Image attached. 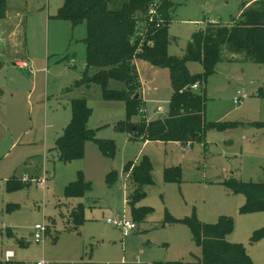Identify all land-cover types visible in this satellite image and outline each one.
<instances>
[{"label": "rangeland", "instance_id": "rangeland-1", "mask_svg": "<svg viewBox=\"0 0 264 264\" xmlns=\"http://www.w3.org/2000/svg\"><path fill=\"white\" fill-rule=\"evenodd\" d=\"M6 1L21 15H12L3 24L6 42L0 43V263L11 251L16 254L13 261L25 264L40 260L190 264L202 257V249L185 220L196 217L204 224H216L227 216L234 224L227 240L242 244L255 264H264V239L253 241L254 233L264 228V211L242 212L246 196L226 184L232 178L264 179V128L257 125L264 123V63L242 55L233 60L224 52L215 71L194 90L206 98L207 122L240 126L212 127L205 141H194L192 148L180 142L145 143L118 129L126 118L123 101L105 100L100 85L76 84L86 71L87 25L56 17L64 0ZM172 1L168 53L181 57L194 34L210 20L229 24L249 0ZM123 2L114 0L110 8H120ZM19 20L21 43L13 56L8 36L15 30L12 22ZM16 61L23 65H15ZM140 65L149 80V98H154L146 107L141 103L142 108L151 115L161 104L167 109L157 117H165L173 93L170 71L146 60ZM186 65L193 75L204 72L198 61ZM109 87L124 85L111 81ZM238 91L247 96L235 104ZM78 98H85L91 110L88 127L95 137L115 141L114 156L104 155L98 142L89 140L83 159L59 158L56 141L72 120L73 101ZM144 156L152 161L154 184L144 186L146 194L138 206H148L152 212L125 237L108 219L134 220L125 199L136 184L124 170ZM166 166H181L182 181L166 182ZM112 171L118 174L114 185L107 182ZM13 178L24 185L10 189ZM81 178L92 189L84 197L67 198L66 186ZM80 204L85 207V222L77 228L71 215ZM36 224L47 225L44 242H35Z\"/></svg>", "mask_w": 264, "mask_h": 264}, {"label": "trees", "instance_id": "trees-1", "mask_svg": "<svg viewBox=\"0 0 264 264\" xmlns=\"http://www.w3.org/2000/svg\"><path fill=\"white\" fill-rule=\"evenodd\" d=\"M114 0H64L57 18L68 20L74 25L86 23V71L76 84H93L102 87L105 100H120L126 106V118L118 129L128 133L130 139L144 141L180 142L184 145L194 141H205L210 128H235L239 123L207 122L206 98L191 87L197 81H204L215 71L223 59L224 52L235 60L242 55L246 60L264 63V0L244 3L236 18L229 24L208 22L196 32L189 42L185 54L181 57L168 53L170 35L168 25L174 8L172 0L157 2L158 14L151 18L150 5L153 0H124L122 6L111 9ZM7 1L0 0V19L6 15ZM136 59H143L161 68H168L173 93L165 117L147 121L142 117L141 81L135 65ZM189 61H198L204 67L201 75H193L187 68ZM94 69V72H90ZM90 72V74H89ZM115 81L124 85L122 89H111ZM91 110L85 98L73 101V118L56 141V151L64 162L83 159L86 143L96 140L102 153L114 156L117 146L112 139H97L95 131L88 127ZM135 119V117H139ZM137 120V121H135ZM264 128V123H258ZM126 172H130L136 188L129 196L134 221L137 223L152 212L148 206H137L145 196L144 186L153 185V164L144 156L137 163H128ZM264 172V171H263ZM118 174L110 172L107 182L114 185ZM166 182H181V166L167 167L164 170ZM235 193H243L246 203L242 212L264 211V179L260 182H243L237 178L226 181ZM24 185L17 178L9 181L10 189ZM90 182L78 179L65 188L67 198H81L91 190ZM172 218V217H171ZM75 227L85 222V207L78 205L72 212ZM190 226L197 244L202 249V257L190 264H255L247 254L245 247L232 243L227 236L234 230L230 217H221L216 224H204L196 217L185 220ZM264 239V228L256 231L253 241ZM0 264H25L13 260ZM78 264H95L84 261ZM154 264H165L157 262Z\"/></svg>", "mask_w": 264, "mask_h": 264}, {"label": "crops", "instance_id": "crops-1", "mask_svg": "<svg viewBox=\"0 0 264 264\" xmlns=\"http://www.w3.org/2000/svg\"><path fill=\"white\" fill-rule=\"evenodd\" d=\"M253 1H255V0H249L247 3L248 4H250V3H252ZM16 16V15H21V12H18V11H16V12H14V10H12V9H10L9 7H8V4H7V7H6V15H5V17L4 18H1L0 19V43H5L6 41H5V38H4V36L6 35L4 32V28H3V24L7 21V19L8 20H10V18H11V16ZM22 15L24 16L25 14H23L22 13ZM12 22V21H11ZM20 20L19 21H13L12 23H14V26H15V30L14 31H12L11 33H9V36H8V40H11V43H12V49L14 50L13 51V53H12V55L13 56H15V53H16V49L18 48V45L21 43L20 42V40L19 39H17V32H19L18 31V26L20 25ZM209 22H214V23H218V21H216L215 19H212V20H210ZM11 23V24H12ZM22 25V24H21ZM16 31V32H15ZM23 43H27V41H26V39H25V42H23ZM141 60H143V59H136L135 60V65H136V67H137V71H138V74H139V78H140V81H141V85H142V89H141V93H140V97H141V103H144V107H146L147 106V103H149V102H153L154 101V98H149L150 97V93H149V88H148V85H149V80L147 79V78H145V76H144V74L142 73V68H141V65H140V61ZM145 61V60H144ZM143 62V61H142ZM21 64H23V62H21V61H16L15 62V65H18V66H21ZM145 66V65H144ZM91 73L92 72H94V69H91V71H90ZM172 95V94H171ZM152 97H154V95L152 96ZM158 106H162L161 104H159ZM157 106V107H158ZM145 110H146V108H144ZM167 109V108H166ZM165 109V110H166ZM156 110H157V108H156ZM156 110L154 111V112H152V114L150 115L149 113H148V111L146 110L145 111V113L144 114H146V116H147V118L149 119V120H151L152 118V116H153V120H155V119H157L158 117V114L156 113ZM141 117V116H140ZM149 140H147V141H145V143L146 142H148ZM188 147V146H187ZM193 147V145L191 146V147H189V148H192ZM58 154V153H57ZM135 163H137V162H135ZM166 167H168V166H166ZM165 167V168H166ZM125 171V170H124ZM126 172V171H125ZM129 175H130V172H127ZM44 178H42L41 180H43ZM40 180V181H41ZM135 188H136V186H135ZM133 192V191H132ZM131 192V193H132ZM130 193V194H131ZM130 194H128V196L126 197V199H125V202H127V203H129L128 202V200H129V196H130ZM137 206H138V204H137ZM11 231V230H10ZM15 256H16V254H15ZM15 258V257H14ZM13 258V259H14ZM12 259V260H13ZM91 262H94V261H91ZM95 264H97V262H94Z\"/></svg>", "mask_w": 264, "mask_h": 264}, {"label": "built area", "instance_id": "built-area-1", "mask_svg": "<svg viewBox=\"0 0 264 264\" xmlns=\"http://www.w3.org/2000/svg\"><path fill=\"white\" fill-rule=\"evenodd\" d=\"M158 14L157 12V2L155 3H152L150 5V9H149V15L151 18L155 17L156 15ZM23 65V64H21ZM203 85V83L201 81H197L196 83H194L192 85V89L195 90V89H199L201 86ZM247 95L245 92H242V91H238L237 95L234 97V103L235 104H240L243 100V98H245ZM165 109L163 106H158L157 107V110H156V113L159 114L161 112H163ZM145 109H141L140 112H141V115L142 117H144L147 121H149V119L147 118L146 114L145 113ZM188 147H191L192 144L191 143H188L187 144ZM46 181V178H44L43 180H41V182H45ZM108 222L114 226H117L119 227L124 236L127 237L129 236L133 231H135L136 229H138V224L133 220H128V219H108ZM47 236V225H43V224H36L35 226V242L37 243H41V242H44L45 241V238ZM15 257V253L14 252H8L6 254V260L9 261V260H12L13 258ZM32 264H47V262L45 260H40V261H37V262H33Z\"/></svg>", "mask_w": 264, "mask_h": 264}, {"label": "water", "instance_id": "water-1", "mask_svg": "<svg viewBox=\"0 0 264 264\" xmlns=\"http://www.w3.org/2000/svg\"><path fill=\"white\" fill-rule=\"evenodd\" d=\"M139 96H140V93H137V94L135 95V98L138 99Z\"/></svg>", "mask_w": 264, "mask_h": 264}]
</instances>
